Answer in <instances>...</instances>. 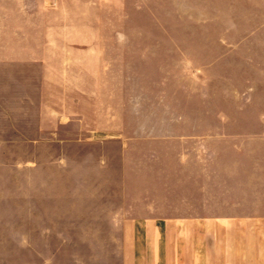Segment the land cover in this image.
<instances>
[{
	"label": "crops",
	"instance_id": "obj_1",
	"mask_svg": "<svg viewBox=\"0 0 264 264\" xmlns=\"http://www.w3.org/2000/svg\"><path fill=\"white\" fill-rule=\"evenodd\" d=\"M179 9L187 64L249 76H181L179 136L144 139L180 151L150 155L125 138L126 76L86 73L140 0H0V264H264V0ZM93 177L121 199L62 200Z\"/></svg>",
	"mask_w": 264,
	"mask_h": 264
},
{
	"label": "rangeland",
	"instance_id": "obj_2",
	"mask_svg": "<svg viewBox=\"0 0 264 264\" xmlns=\"http://www.w3.org/2000/svg\"><path fill=\"white\" fill-rule=\"evenodd\" d=\"M139 14L130 18L131 29L127 30L129 27H126L124 41L119 36L118 49L116 34H110L111 47L105 50L107 62L87 66L86 73L88 76H126L124 132L127 142L132 137L140 138L141 148L150 155L161 151L179 153V140L157 142L144 139L152 135L179 136L181 76H197V70L200 76H249L248 66L187 64L184 59L186 54L183 55L181 46L183 40L179 0H140ZM256 71L260 74V66H257ZM132 78L135 80H131ZM128 123L135 126L140 124V127L130 128ZM93 149V157H105L102 150ZM147 149L149 150L146 151ZM69 151L62 147V156H67ZM82 151L83 148L77 150V153ZM104 151L108 155L105 162L107 169L117 175L109 184L115 190L118 187L121 189L123 183L118 176L121 173L119 148L111 144ZM71 164L78 172L84 168L78 161ZM75 181L79 185L83 178L78 177ZM87 181V187L82 189L88 192L62 191V200L121 199L120 192L104 191L105 180L101 183L99 178L93 177ZM63 188L68 189L67 186Z\"/></svg>",
	"mask_w": 264,
	"mask_h": 264
}]
</instances>
